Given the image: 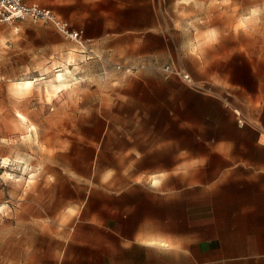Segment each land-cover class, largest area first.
Instances as JSON below:
<instances>
[{"label": "crops", "instance_id": "0c3cea01", "mask_svg": "<svg viewBox=\"0 0 264 264\" xmlns=\"http://www.w3.org/2000/svg\"><path fill=\"white\" fill-rule=\"evenodd\" d=\"M25 1L83 31L79 43L50 23L32 24L52 56L73 47L116 55L125 37L155 30L161 18L156 0ZM186 32L206 37L180 43L184 68L203 89L167 75L168 63L91 81L73 76L84 92L75 108L99 130L54 145V174L70 181V194L43 209L35 228L55 240L56 264H264V54L240 38L250 30ZM94 95L99 103L88 105Z\"/></svg>", "mask_w": 264, "mask_h": 264}, {"label": "rangeland", "instance_id": "374dc122", "mask_svg": "<svg viewBox=\"0 0 264 264\" xmlns=\"http://www.w3.org/2000/svg\"><path fill=\"white\" fill-rule=\"evenodd\" d=\"M156 2L161 16L156 29H145L140 36L125 37L122 52L116 55L111 54L112 51L107 55L90 50L81 53L73 47L67 55L52 56L42 49L41 37L37 36L41 31L31 26L39 22L18 19L13 23H0V264L57 262L55 240L37 236L35 228L43 209L50 212L70 194V181L54 174L59 171L51 163L54 145L67 146V137L72 139L74 133L83 132L85 127L91 134L99 130L94 117H86L83 109L75 108L82 103L84 95L78 90V84L71 81L62 94L48 88L55 74L68 67V62L77 65L71 69L74 77L85 81L93 77L139 74L143 66L148 70L165 63L187 72L181 61V40L206 38L203 35L192 37L186 32V29L203 27L250 30L240 38L251 39L253 55L264 54V0ZM188 44L190 51H199L193 42ZM191 62L188 60V64ZM164 72L180 77L190 88L206 87L189 72L191 82L176 72ZM34 77L38 80L35 79L31 89L15 90L14 81ZM85 86L82 84L80 88ZM99 101V96L94 95L86 103ZM76 167L79 171L85 168L82 164ZM26 232L25 240L33 243H22L21 234Z\"/></svg>", "mask_w": 264, "mask_h": 264}, {"label": "built area", "instance_id": "2783aa9c", "mask_svg": "<svg viewBox=\"0 0 264 264\" xmlns=\"http://www.w3.org/2000/svg\"><path fill=\"white\" fill-rule=\"evenodd\" d=\"M18 19H30L34 22L50 23L67 38L79 43H82L84 40L82 30L72 29L69 21L59 18L49 7L42 6L38 3H27L25 0H0V23H13ZM118 68H122V66L118 65ZM162 69L166 72H176L184 79L190 82L192 81L189 73L182 69L174 68L171 64L164 65ZM235 112L238 116L239 123L242 125L245 124L247 118L242 111L236 108Z\"/></svg>", "mask_w": 264, "mask_h": 264}, {"label": "bare ground", "instance_id": "6f19581e", "mask_svg": "<svg viewBox=\"0 0 264 264\" xmlns=\"http://www.w3.org/2000/svg\"><path fill=\"white\" fill-rule=\"evenodd\" d=\"M73 76L74 74L70 67H66L63 70H60L55 74L54 81L50 84V86H48L49 90L57 94L59 91L67 89L71 85ZM34 83L35 79L28 78L22 81L18 80L14 82V87L18 92H23L31 89L34 86Z\"/></svg>", "mask_w": 264, "mask_h": 264}]
</instances>
